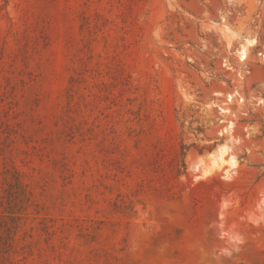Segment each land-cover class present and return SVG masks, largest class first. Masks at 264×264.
<instances>
[{
  "label": "rangeland",
  "instance_id": "1",
  "mask_svg": "<svg viewBox=\"0 0 264 264\" xmlns=\"http://www.w3.org/2000/svg\"><path fill=\"white\" fill-rule=\"evenodd\" d=\"M0 264H264V0H0Z\"/></svg>",
  "mask_w": 264,
  "mask_h": 264
},
{
  "label": "bare ground",
  "instance_id": "2",
  "mask_svg": "<svg viewBox=\"0 0 264 264\" xmlns=\"http://www.w3.org/2000/svg\"><path fill=\"white\" fill-rule=\"evenodd\" d=\"M256 40L253 38H245L243 39L242 43L240 44V51H239V55L241 56V59H245L247 57V54L250 50V47L254 46ZM229 158L227 160H224L221 156V163H217L214 162V165H216L218 168L219 167H223V164L225 162L228 163L229 167L225 170L228 171L229 169L235 168L237 166V160L236 157L231 154L230 156H228Z\"/></svg>",
  "mask_w": 264,
  "mask_h": 264
}]
</instances>
